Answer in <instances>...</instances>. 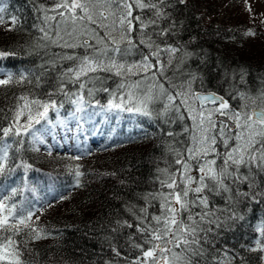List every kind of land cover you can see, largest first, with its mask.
<instances>
[{"label":"snow or ice","instance_id":"6c2138e0","mask_svg":"<svg viewBox=\"0 0 264 264\" xmlns=\"http://www.w3.org/2000/svg\"><path fill=\"white\" fill-rule=\"evenodd\" d=\"M171 6L170 0H54L48 8L41 6L47 27L39 28L43 33L40 39L57 47L84 50L54 54L59 55L60 60L73 61L61 72L58 85V91L75 106L73 117L80 121L84 119L82 114L87 113L89 119L98 114L89 112L90 108L104 113L127 112L168 125L167 129L161 127L162 136L173 138L166 142L172 162L165 168H157L159 188L144 197V206L128 208L135 223L117 220L115 226H110L106 240L114 258L104 264H120V261L127 264H211V261L234 264L237 259L241 264H248L247 258L239 252L225 254L224 260L212 257L209 261L205 244L207 234L213 229L205 225L219 227L221 224L218 210L210 204V196L223 194L227 201L234 203H242L240 197L256 203L264 199V187L257 182V177L264 175V87L256 94L236 89L232 98L241 100L238 108H233L215 92L200 91L196 84L199 81L202 86V76L183 68L194 53L167 42L166 38L175 35L178 27L168 11ZM6 8L4 0L0 6V25L9 23L5 18ZM49 12L53 15H48ZM49 21H55V26ZM164 21L168 22L166 27L162 26ZM10 23L14 27L17 17L10 16ZM149 28L151 31H147ZM133 31L139 35L137 42L133 41ZM246 35L254 33L249 31ZM140 45L147 52L141 50L138 60H129ZM8 55L11 53L0 51V57ZM50 63L55 65L56 61ZM169 69H173V77L168 76ZM0 75L5 77L0 79V87H7L22 83L30 74L20 73L15 78L12 73ZM224 76L227 79L228 73ZM114 77L118 78L115 87L106 86ZM232 80H235L234 75ZM240 81L244 82L243 75ZM68 84L76 91L68 89ZM99 92L108 94L106 104L95 99ZM53 95L48 93L47 100L29 99L24 95L15 98L14 107L9 109L12 116L8 126L0 125V175L13 170L9 153L14 144L17 151L23 146V136L31 135L35 143L43 142L36 135L40 130L33 125L39 124L41 119L52 123L48 118L49 109L59 115L63 102L58 105ZM247 101H251L252 106ZM186 118L192 124L183 128L180 134L187 133V137L179 141L176 137L180 134L174 132L171 125ZM82 175L77 168V186ZM243 184L248 185L249 191L241 189ZM16 192L13 188L10 195H0V264H26L21 245L26 247L28 237L39 239L43 232L29 226L34 212L28 205L12 199ZM155 204L159 205L157 211L150 213L148 209ZM226 211L230 212L229 220L244 219L235 210ZM125 227L135 229L126 234L125 241L127 248L136 252L131 258L124 255L119 244V238L125 235L121 229ZM255 231L258 236L254 247L246 251L264 253V221L256 225ZM17 236L22 239L17 240ZM260 259L264 260V256Z\"/></svg>","mask_w":264,"mask_h":264},{"label":"trees","instance_id":"16d2710c","mask_svg":"<svg viewBox=\"0 0 264 264\" xmlns=\"http://www.w3.org/2000/svg\"><path fill=\"white\" fill-rule=\"evenodd\" d=\"M3 3L4 0H0V6ZM53 3L54 0H6L5 18L10 21V16H16L18 23L14 27L10 22L0 25V51L11 53L0 57V73H12L14 78L20 73L30 75L22 83L0 87V109L3 110L0 111V125L8 126L12 116L9 109L14 107L15 98L21 95L47 100L48 93H54L52 98L58 105L62 101L63 107L59 109V115L49 109L48 118L52 123L41 119L39 124L33 125L40 130L36 135L42 143H35L31 135H25L18 151L13 145L9 153L13 170L0 175V195L9 194L15 188L17 192L12 199L33 210L35 204L41 206L42 195L54 192L57 196L54 198H59L69 194L66 200L29 223L30 227L43 229V232L39 239L28 237L26 247L21 245L24 247L22 259L26 264H104L114 258L106 240L110 226H115L117 220L135 223L128 208L144 206V197L159 188L157 168H165L172 162L166 142L173 138L162 136L161 127L167 129L168 125L162 126L155 120L127 112L104 113L90 108L89 112L98 114L90 119L87 113L82 114L84 119L80 121L73 117L75 106L58 91L60 74L73 61L60 60L59 55L84 50L61 48L40 39L43 33L39 28L47 27L41 6L48 8ZM170 3L172 6L168 11L178 27L175 35L166 38L167 42L194 53L183 68L202 76V86L199 81L196 84L200 91L215 92L228 100L233 108H238L241 100L232 98L236 89L256 94L264 87V29L258 19V22L251 17L243 20L238 13L234 15L235 19L222 16L226 9H222V4L218 6L215 0H185L184 3L170 0ZM133 15H136L135 11ZM48 23L55 26V21ZM167 23L162 22V26L166 27ZM10 27L12 30H7ZM249 31L254 35H246ZM51 34L55 35L54 32ZM131 35L137 42L138 33L133 31ZM141 50L147 52L140 45L133 50L129 60H138ZM53 60L55 65L50 63ZM225 72L228 73L227 79ZM241 75L244 82L240 81ZM168 76L173 77V69L168 70ZM2 78L5 77L0 75ZM117 80L114 77L106 86L114 88ZM68 89L76 91L72 84H68ZM95 99L106 104L108 94L99 92ZM20 122L24 123V119ZM191 124L192 121L186 118L171 125V129L180 134ZM186 137L187 133H183L176 139L184 141ZM90 148L95 154H101H93L92 158H75L78 152H88ZM98 159L101 161L96 162ZM77 168L83 173L79 186L75 176ZM257 182L264 187V175L258 176ZM241 189L249 191L247 184L241 185ZM240 199L242 203H234L227 201L223 194L210 196V204L218 210L221 224L219 227L205 225L213 229L207 234L205 244L209 261L212 257L224 260L225 254L239 252L247 258L248 264H264L260 259L264 253L246 251V248L254 247L258 236L255 227L264 221V199L260 203ZM158 207L155 204L148 211L156 212ZM226 209L237 211L244 219H227L230 212ZM134 231V228H122L125 235L119 238L121 251L129 258L136 252L127 248L126 234ZM45 234L46 238H43ZM16 239L21 240L22 236ZM120 264L127 262L120 261ZM211 264L215 262L211 261ZM234 264L241 262L237 259Z\"/></svg>","mask_w":264,"mask_h":264},{"label":"rangeland","instance_id":"374dc122","mask_svg":"<svg viewBox=\"0 0 264 264\" xmlns=\"http://www.w3.org/2000/svg\"><path fill=\"white\" fill-rule=\"evenodd\" d=\"M218 2V6L222 4V9H226V11L222 12V16L224 15H229L231 19H235L237 13L240 14V17L243 20H248L251 18H254L255 22H258L259 20V25L262 24L263 29H264V0H215ZM258 19V20H257ZM10 22V21H9ZM103 33V32H102ZM67 39V37H66ZM249 106H252L251 101H247ZM95 154L96 152L91 151L90 154ZM118 153L114 152L113 154ZM101 153L95 154L100 155ZM89 155V154H88ZM86 156V158L88 157ZM94 156V157H95ZM89 158H92L89 157ZM101 160L98 159L96 162H100ZM67 197L63 198V200H66ZM59 203L62 202V200H58ZM58 204V203H57ZM57 204H51L49 205V208L54 205L56 206ZM49 208L43 207L42 209H38L34 212V215L32 216V221L39 218L41 214L45 211H47Z\"/></svg>","mask_w":264,"mask_h":264}]
</instances>
